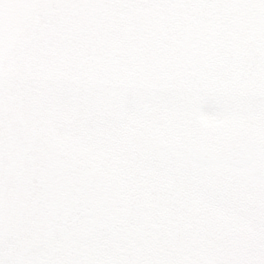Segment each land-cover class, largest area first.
I'll list each match as a JSON object with an SVG mask.
<instances>
[{"label":"snow or ice","instance_id":"obj_1","mask_svg":"<svg viewBox=\"0 0 264 264\" xmlns=\"http://www.w3.org/2000/svg\"><path fill=\"white\" fill-rule=\"evenodd\" d=\"M0 264H264V0H0Z\"/></svg>","mask_w":264,"mask_h":264}]
</instances>
